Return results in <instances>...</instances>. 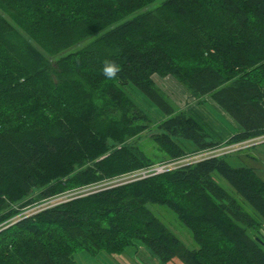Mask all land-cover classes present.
Segmentation results:
<instances>
[{
    "label": "trees",
    "instance_id": "trees-1",
    "mask_svg": "<svg viewBox=\"0 0 264 264\" xmlns=\"http://www.w3.org/2000/svg\"><path fill=\"white\" fill-rule=\"evenodd\" d=\"M155 1L0 0V264H76L80 251L125 255L136 243L163 264H264V243L250 234L264 225V180L230 166L236 153L77 194L157 160L124 145L152 122L127 87L162 115L151 137L159 161L190 152L179 140L193 152L218 145L153 75L209 97L238 127L222 143L264 136V0H164L138 13ZM104 60L119 65L116 78L102 75ZM33 192L36 201L76 194L14 218ZM150 205L169 209L197 248Z\"/></svg>",
    "mask_w": 264,
    "mask_h": 264
},
{
    "label": "rangeland",
    "instance_id": "rangeland-1",
    "mask_svg": "<svg viewBox=\"0 0 264 264\" xmlns=\"http://www.w3.org/2000/svg\"><path fill=\"white\" fill-rule=\"evenodd\" d=\"M164 0H156L154 3L149 5L146 9H143L140 12L148 11L155 9L158 7ZM88 42V41H87ZM86 42V43H87ZM86 43L79 44L73 50H78L82 48ZM152 80L154 84L161 90L164 96L167 98L168 102L173 105L175 110L183 111L188 116L195 118L200 121L205 129L208 131L211 139L215 141L218 145H215L209 149L193 152L194 146L187 141L179 140L178 143L184 148L190 149L188 154L182 155L175 159H167L159 161L158 158L161 156L160 153L156 150V145L151 140L152 135L158 133L156 129V122L162 118V115L157 110V108L148 101V99L136 88L127 87L126 92L129 97L134 101V103L148 116L152 119L150 124H147V128L142 131L137 138L132 140H128L126 144H135L141 151H143L151 160H155L151 166H155L158 164L172 163L174 167H179L183 164V162L187 161L189 158L196 157L202 153H210L217 149H223L221 155L233 154L236 153L242 147H247L245 145H251L250 148L242 151L241 154H233L228 162L230 166H253L257 170L258 176L264 180V138L263 136L243 141L234 144L222 143L223 140L227 141L229 134H233L237 131L238 127L235 123L231 121V119L223 113L215 104L211 101L209 97H204L201 99H196L191 96V94L173 77L165 76L159 77L156 75L152 76ZM224 141V142H225ZM242 143H244L243 146ZM241 144V145H238ZM110 145L116 146V144L110 143ZM236 149L233 152H228L232 149L233 146ZM119 148V146H117ZM192 150V151H191ZM220 155V156H221ZM194 159V158H193ZM190 162V161H188ZM214 181L220 185L223 189L229 192L232 196H238L234 192V190L229 186V184L221 178L218 174L214 173L213 175ZM109 185V184H107ZM102 186H106V184H102L100 186H95L92 189L82 191L81 193L88 192L90 190H94L100 188ZM73 193H66V195L55 197L49 200H39L36 201L37 192H33L26 200L23 201L25 207L20 208L18 205L13 207L14 210H17V214L14 218H22L28 216L35 211L47 207L57 201H65ZM27 201H31L27 204ZM61 201V202H62ZM244 209L254 214L252 208L243 203ZM149 209L153 212V214L161 220V222L171 231L173 234L179 238V240L190 250L196 249V245L193 242L190 231L180 223L175 215L166 207L163 206H155L150 205ZM250 234L255 238L259 239L262 243H264V225H262L258 231H251ZM127 255H108L106 253H99L98 255H89L85 251H80L74 255V261L76 264H163L156 257L153 256L151 251L144 245L140 243H136L135 247L129 248L127 251ZM169 264V263H168Z\"/></svg>",
    "mask_w": 264,
    "mask_h": 264
},
{
    "label": "built area",
    "instance_id": "built-area-1",
    "mask_svg": "<svg viewBox=\"0 0 264 264\" xmlns=\"http://www.w3.org/2000/svg\"><path fill=\"white\" fill-rule=\"evenodd\" d=\"M263 138H264V136L262 137V139ZM238 145H241V144H238ZM243 145H244V143H242L241 146H243ZM235 146L236 145L230 146V147H232V149H230L228 152L231 153V152L235 151L236 150V149H234ZM245 146L249 147L251 145H245ZM242 148L244 149L246 147H242ZM222 150L223 149H217V150L212 151L210 153L209 152L206 153V154L202 153V154H200V155H198L196 157H193L194 159L193 158H189L187 161L183 162V164L181 166H179V167H174V165L172 163H165V164H158V165H155V166H149V167H146V168L134 171V172H130V173H128V174H126V175H124V176H122L120 178H117V179H115V180H113V181H111V182H109L107 184H109L108 186L126 184V183H130V182H133V181H137V180L149 178V177H152V176L160 175V174H163L165 172L180 168V167L188 165V164L195 163L197 161H200V160H203V159H206V158L220 156L221 155L220 151H222ZM188 161H190V162H188ZM85 190H89V188L85 189ZM85 190H82V191H85ZM90 191H88V192H90ZM84 193H87V192H84ZM74 194H76V193L71 194L68 198H70ZM77 194H83V193H81V191H80ZM57 202H59V201H57ZM56 203H53V204H56ZM53 204H51V205H53ZM48 206H50V205H48Z\"/></svg>",
    "mask_w": 264,
    "mask_h": 264
},
{
    "label": "clouds",
    "instance_id": "clouds-1",
    "mask_svg": "<svg viewBox=\"0 0 264 264\" xmlns=\"http://www.w3.org/2000/svg\"><path fill=\"white\" fill-rule=\"evenodd\" d=\"M101 72L105 78L112 80L113 78L117 77L118 73L120 72V67L114 61L104 60L102 62Z\"/></svg>",
    "mask_w": 264,
    "mask_h": 264
},
{
    "label": "crops",
    "instance_id": "crops-1",
    "mask_svg": "<svg viewBox=\"0 0 264 264\" xmlns=\"http://www.w3.org/2000/svg\"><path fill=\"white\" fill-rule=\"evenodd\" d=\"M125 255L128 256V255H127V252L125 253ZM128 257H129V256H128Z\"/></svg>",
    "mask_w": 264,
    "mask_h": 264
},
{
    "label": "bare ground",
    "instance_id": "bare-ground-1",
    "mask_svg": "<svg viewBox=\"0 0 264 264\" xmlns=\"http://www.w3.org/2000/svg\"><path fill=\"white\" fill-rule=\"evenodd\" d=\"M134 172V171H133Z\"/></svg>",
    "mask_w": 264,
    "mask_h": 264
}]
</instances>
